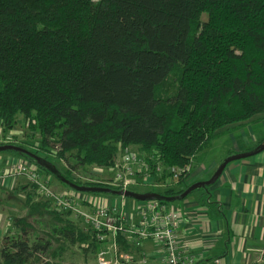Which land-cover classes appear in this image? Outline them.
I'll use <instances>...</instances> for the list:
<instances>
[{"label":"trees","instance_id":"16d2710c","mask_svg":"<svg viewBox=\"0 0 264 264\" xmlns=\"http://www.w3.org/2000/svg\"><path fill=\"white\" fill-rule=\"evenodd\" d=\"M173 75L170 93L159 91ZM262 114L264 0H0V122L10 129L23 118L40 136L34 155H54L70 172L107 169L130 147L183 168ZM21 191L26 213L11 219L0 264H57L75 245L97 251L92 233L34 186ZM32 217L50 222L30 241Z\"/></svg>","mask_w":264,"mask_h":264},{"label":"crops","instance_id":"0c3cea01","mask_svg":"<svg viewBox=\"0 0 264 264\" xmlns=\"http://www.w3.org/2000/svg\"><path fill=\"white\" fill-rule=\"evenodd\" d=\"M250 141L247 139V144L244 145L249 147ZM247 151L248 149L244 152ZM237 152L241 150L236 148L234 154ZM16 159L18 158L10 154H0V170H4ZM214 166L211 165L208 169L211 170ZM207 173V170L203 171L188 184H170L172 186L168 189L161 186L156 192L185 190L196 182L207 180L204 179ZM26 186L22 177L0 180V244L6 234L13 232L11 224L6 220L7 213L11 210L8 209L9 203L3 201L4 196L7 194L16 198L15 194L18 193L19 197H23L21 188ZM100 200L107 206L121 208L126 215L131 213L128 209L131 211L140 203L105 198ZM172 204H168V207L180 215L181 243L196 256L195 264H214L215 260H219V264H264V151L254 157L230 163L214 185ZM120 235L132 251H126L116 241L118 257L135 262L144 259L149 264L162 263L160 246L151 241H142L139 246H134L131 238ZM97 247V251H93L96 254V264L100 251L109 252L110 258L113 256L109 243L98 244ZM54 262L58 263V258Z\"/></svg>","mask_w":264,"mask_h":264},{"label":"built area","instance_id":"2783aa9c","mask_svg":"<svg viewBox=\"0 0 264 264\" xmlns=\"http://www.w3.org/2000/svg\"><path fill=\"white\" fill-rule=\"evenodd\" d=\"M109 179L107 186L114 190L130 191L142 184L159 188L170 186L174 181L189 175V165L183 168L163 166L156 157L139 153L121 152L113 165L106 169ZM39 169L31 162L18 158L0 170V180L22 177L36 189V194L47 201L50 208L79 223L84 233L91 232L98 244L109 243V252L98 253L97 264H149L142 259L118 257L116 237L126 235L134 246L142 241H151L161 247V264H195L196 256L181 243L179 236L180 215L168 205L158 201L137 203L126 215L121 208L107 206L99 197L93 198L85 193H55L48 185L49 179L42 180ZM170 181V182H169ZM214 264H219L215 260Z\"/></svg>","mask_w":264,"mask_h":264},{"label":"rangeland","instance_id":"374dc122","mask_svg":"<svg viewBox=\"0 0 264 264\" xmlns=\"http://www.w3.org/2000/svg\"><path fill=\"white\" fill-rule=\"evenodd\" d=\"M97 1V0H94ZM177 76L176 74H174ZM172 76L170 78V81H168L167 85L164 88L159 89V91H162V93H170L171 88H173V82L175 81V76ZM229 127V130L220 133V135L215 138L210 146L203 151H201L199 154L196 155V157L191 161L189 164V175L186 177L184 176L181 178V181L185 184H188V182L196 176H198L203 171H208L207 175L204 176V179H209L210 176L214 173V171L220 166V164L228 158L230 154H234V150L236 148L240 149L241 152H237V154H243L246 149L248 151H251L252 148L259 145L264 140V114L258 115L248 121L247 123H244L241 127ZM247 139L250 141L251 139L254 141H250V146L246 147L244 144H247ZM245 140V141H244ZM40 142V136L38 131L31 130L29 127H27L26 122L23 118L17 117L13 125L10 127V129H4L0 122V144H13L15 146H25L31 152L34 154L36 153L37 149L35 148L36 145H38ZM32 146V147H30ZM138 148L136 147H130L128 148V151L130 153H137ZM247 151V152H248ZM1 155H8L10 153L3 152L0 153ZM11 155V154H10ZM38 156L40 158H46L47 161L53 165L56 170L62 175L64 178L68 179V181L78 182V183H98L102 185H106L109 175L107 174L106 169L102 168H96V167H85V168H77L76 171L70 172L64 165V163L58 159H55L54 155L51 154H43L38 153ZM119 155H117L118 158ZM68 157V155H66ZM116 158V159H117ZM71 165L74 164L75 160L68 158ZM211 165H215L212 167V169H208ZM42 180L49 179L47 182V185L55 192V193H64L68 194L69 192L75 193V191L64 187L59 183L53 176L40 174ZM206 181V180H205ZM170 182V181H169ZM180 180L174 181L175 185H178ZM171 184V182H170ZM173 185V184H172ZM170 186H166L165 189L170 188ZM191 186V185H190ZM184 187V186H183ZM189 187V186H188ZM182 188V187H181ZM158 189L152 186H144L142 184H139L137 186H134L130 189L131 192L142 194L147 193L151 191H157ZM171 190V189H169ZM203 191V189L196 190L192 194H195L199 191ZM168 190H164L160 193H165ZM173 191V190H171ZM175 192V191H174ZM16 198H13L11 196H4L5 202L9 203L8 209L11 210L7 213L6 220L8 223L11 224V219L13 218H20L25 215L24 210V199L25 197L18 196V193L15 194ZM87 195V194H86ZM3 196V195H2ZM89 196L93 198H105V199H111L120 202L121 200H125L128 202H132L133 200L120 198L116 196L106 195V194H89ZM34 201L37 199H33ZM173 205V204H169ZM128 212H131L128 209ZM70 218V217H69ZM72 222H74L75 226L79 227V223L76 221H73L71 218L69 219ZM30 224H32L34 227V232L30 235V241H33L36 236H40L42 232V228H49V222L50 219L48 218H41L38 219V217H32L28 220ZM37 222V223H35ZM43 232H47L46 229L43 230ZM55 249V246H54ZM96 254L93 251L83 253L82 250L78 247V245L70 246L68 247L65 252L61 255V257H58V263L57 264H96Z\"/></svg>","mask_w":264,"mask_h":264},{"label":"water","instance_id":"95a60500","mask_svg":"<svg viewBox=\"0 0 264 264\" xmlns=\"http://www.w3.org/2000/svg\"><path fill=\"white\" fill-rule=\"evenodd\" d=\"M263 151H264V140L262 141L261 144L253 148L251 151H248L243 154L229 155L228 158L225 159L220 164V166L214 171V173L210 176L208 180L202 181V182H196L192 184L191 186H189L188 188H186L181 194L176 195V196L167 197V196H162L154 192L138 194V193H134L131 191L113 190L107 187L78 186V185L71 183L70 181L65 179L62 175H60V173L56 170V168L53 165H51L48 161L34 155L33 153L23 148H20L18 146H15V145L6 144V145L0 146V153L12 152V153L21 154L27 157L31 161H34L38 167L43 168L48 173H50L58 182L62 183L63 185L67 186L69 189L75 192L85 193V194H106V195L116 196L120 198L130 199V200L140 202V203L149 202V201H158V202H163L167 204H172L178 201H182L185 198H187L190 194L195 192L196 190H200V189L205 190L211 187L217 182V180L220 178L225 168L230 163L254 157L262 153Z\"/></svg>","mask_w":264,"mask_h":264}]
</instances>
